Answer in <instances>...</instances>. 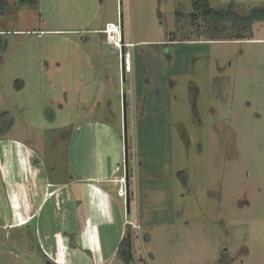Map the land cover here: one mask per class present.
I'll list each match as a JSON object with an SVG mask.
<instances>
[{
    "label": "rangeland",
    "instance_id": "1",
    "mask_svg": "<svg viewBox=\"0 0 264 264\" xmlns=\"http://www.w3.org/2000/svg\"><path fill=\"white\" fill-rule=\"evenodd\" d=\"M5 2L0 224L34 219L0 227V264H126V233L129 264H264V21L239 39L190 18L191 0ZM119 18L128 71L98 32ZM102 162L129 196L111 191L114 224L80 235L88 204L66 191ZM42 181L57 190L41 203Z\"/></svg>",
    "mask_w": 264,
    "mask_h": 264
},
{
    "label": "crops",
    "instance_id": "2",
    "mask_svg": "<svg viewBox=\"0 0 264 264\" xmlns=\"http://www.w3.org/2000/svg\"><path fill=\"white\" fill-rule=\"evenodd\" d=\"M106 163L102 162L97 168H95L96 169L95 174L88 176V179L78 180L74 183L76 184V188L74 190V192L77 194L76 196H74L73 193H71L72 188L66 191L67 197L72 196L76 200H81L84 203V205L85 202L86 204H88V207L85 205V210L87 211L88 215L85 218V221L81 227L83 232L80 233V235L81 234L84 235V233L85 236L95 235L94 230L98 229L100 225L96 226L95 224H93L92 219L95 220L97 218L98 220H100L101 222L107 225H111L112 223L114 224L115 216L120 215L121 209L120 207H118L119 205L112 200L110 195L111 191L116 190V194H117V189L125 185L127 190V196H129L128 195L129 185L127 178L128 173L126 172V174L117 175V171H118L117 166H114L115 164H113V162H109L107 164ZM123 178H125L126 184L122 181ZM56 190L57 188H52V189L43 188V181H42V184H40V189H39L40 196L42 197L41 203L43 202L44 198L50 197L56 192ZM117 196L122 197L118 194ZM20 211L21 210L19 208L14 210L9 209L8 213H6L7 215L4 217L5 221L2 224H0V227H5L6 225L8 227L24 225L31 222L34 219L33 216L34 213L28 215L26 214L25 216H23ZM96 212H99V214H97ZM58 234L59 233H56V236ZM119 235H120L119 237L121 238L122 232H120ZM83 238L84 237H82V239ZM79 239L81 240V237H79Z\"/></svg>",
    "mask_w": 264,
    "mask_h": 264
},
{
    "label": "trees",
    "instance_id": "3",
    "mask_svg": "<svg viewBox=\"0 0 264 264\" xmlns=\"http://www.w3.org/2000/svg\"><path fill=\"white\" fill-rule=\"evenodd\" d=\"M192 12L189 17L192 19L201 18L211 29H215V25L221 29L225 23H229L235 29L236 37L241 38L243 33L250 29L254 22L264 21V7H255L248 14H240L236 11L233 2L231 1L225 8L214 9L209 5L208 0H191ZM6 5L5 0H0V10ZM7 48L6 41L0 35V54ZM11 120H2L0 131L4 132L11 125ZM130 236L124 234L120 239L117 255L119 258L129 264L132 257L130 254ZM220 264H228L225 258L220 260Z\"/></svg>",
    "mask_w": 264,
    "mask_h": 264
},
{
    "label": "built area",
    "instance_id": "4",
    "mask_svg": "<svg viewBox=\"0 0 264 264\" xmlns=\"http://www.w3.org/2000/svg\"><path fill=\"white\" fill-rule=\"evenodd\" d=\"M98 31L105 34L106 42L111 45L114 53H118L119 57L122 59L124 70L128 71L129 51L127 49L132 45V43L124 39L122 20L119 18V20L115 22H110ZM122 181L124 180L122 179ZM118 195L122 197L126 195V191H124L123 187L118 188Z\"/></svg>",
    "mask_w": 264,
    "mask_h": 264
},
{
    "label": "water",
    "instance_id": "5",
    "mask_svg": "<svg viewBox=\"0 0 264 264\" xmlns=\"http://www.w3.org/2000/svg\"><path fill=\"white\" fill-rule=\"evenodd\" d=\"M122 71H124V68H123V62H122Z\"/></svg>",
    "mask_w": 264,
    "mask_h": 264
}]
</instances>
